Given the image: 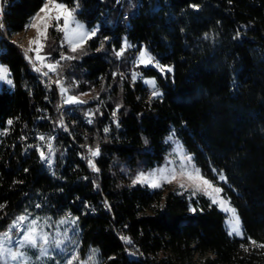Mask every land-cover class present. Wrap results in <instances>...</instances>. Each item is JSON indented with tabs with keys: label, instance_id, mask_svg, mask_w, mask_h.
Wrapping results in <instances>:
<instances>
[{
	"label": "trees",
	"instance_id": "obj_1",
	"mask_svg": "<svg viewBox=\"0 0 264 264\" xmlns=\"http://www.w3.org/2000/svg\"><path fill=\"white\" fill-rule=\"evenodd\" d=\"M44 2L3 0L7 34L23 31ZM57 2L78 4L75 16L98 26L55 69L71 94L91 97L61 118L69 132L56 131L53 163H42L36 146L47 154L56 92L2 28L0 64L13 84L0 87V232L25 209L70 214L83 250H99L98 264H196L203 256L202 264H264L257 246L264 244V0H125L122 11L114 0ZM125 40L129 47L117 58ZM141 48L156 63L136 66L142 79L133 81L128 71ZM144 77L157 79L160 97L147 95ZM117 106L118 126L108 120ZM172 132L204 178L226 177L222 189L239 216L240 237L228 234L224 214L203 196L132 184L139 171L163 162ZM82 147L99 148L95 178ZM94 179L101 180L97 192Z\"/></svg>",
	"mask_w": 264,
	"mask_h": 264
},
{
	"label": "snow or ice",
	"instance_id": "obj_2",
	"mask_svg": "<svg viewBox=\"0 0 264 264\" xmlns=\"http://www.w3.org/2000/svg\"><path fill=\"white\" fill-rule=\"evenodd\" d=\"M51 5V7H50ZM78 8V4L76 7L69 9L65 4L62 2H57V0H46V3L40 8L39 12L45 13L43 17L37 13L36 17L33 19H39L41 23H43L44 31H41V28L36 24H30L29 26L36 27L37 29V37L34 40L30 41V44L38 45V47L35 49L37 53V59L43 61L45 58L39 56V51L42 45L39 44L41 36H45L47 28L49 27V24L47 21L50 19H54L56 21V24L53 25L57 31H61L65 33V39L68 40V42L72 45L71 51L75 52L77 50V47L80 43H82L86 38H91L96 35L97 29L87 30L85 29L84 25L80 24L79 22L75 21L74 19V13ZM55 12V16H51V12ZM63 20V26H60V20ZM73 23L75 25L74 29L69 30V24ZM0 28H3V24L0 23ZM83 30V31H81ZM127 47L129 45L127 44V41L125 40L124 44L122 45L121 49L115 52V55L117 58H120L124 52L127 50ZM32 49L25 51V58L29 59L30 62L31 58L28 56V51H31ZM61 59H74V57L65 56L61 54ZM153 62V58L147 53L146 50L139 51V57H138V64H142L147 66L148 64H151ZM59 64V61H56L55 63L47 64L46 67L50 71H55ZM34 70L39 72L40 68L35 67V64L33 65ZM159 67V65H157ZM164 69H161L163 71ZM167 71L171 72L172 69L168 68ZM45 76L48 75L47 72L43 73ZM9 73L6 68H3L0 66V81L6 80L7 84L12 85L13 81L11 79H8ZM115 75V74H114ZM137 73H132V80L135 81L138 78ZM147 84H150L152 86L151 91V98H157L161 96V93L158 89L155 87V81L154 80H148L145 81ZM57 84H60L59 81L56 82ZM60 92L62 96L67 94L68 89L64 88L62 85L60 86ZM65 104L69 105H75V104H82L86 103L85 101L79 100L75 95H67L66 99H64ZM119 110V106H117V111ZM89 116L95 115V113H89ZM113 117L116 116V111L112 113ZM91 123V119L88 121ZM117 123V121H113ZM9 125H11L13 122L9 120L7 122ZM60 126L63 127V120L60 121ZM105 132H108L109 129L105 128ZM174 135V133H173ZM172 136H169L168 139L172 140ZM39 140L44 141L46 137L43 135L38 137ZM49 141L54 139V137H48ZM29 147H32V145H29ZM36 150L39 152L41 161L45 162L49 167H51L53 161L51 157L52 153V145L51 143L48 144V150L49 154H45V152L39 147L36 146ZM89 152H91L92 156L99 155V148L97 147L96 150L89 149ZM190 156H185L184 160L187 162H191ZM89 166L93 168L94 171H98V169L95 168V164L92 160L88 161ZM163 172V169L160 170ZM195 176L198 178L202 185L205 186L206 189H211L212 191L216 193L222 192V189L215 187L209 180L205 179L201 174L199 169H194ZM213 171H216L213 169ZM156 173H150L145 174L143 172L137 174L135 179H133V184L136 183H148L151 187L156 188L159 187L160 184L157 183L155 179ZM172 178H175V175L173 174ZM188 178L191 180L193 179L192 173L188 174ZM220 180H226V177L222 173L219 174ZM168 182H171L169 180ZM181 187H184L183 184L180 185ZM200 184L196 185V189H200ZM193 195H195V192H193ZM106 203V202H105ZM213 203H216V200H213ZM224 201H221V204L223 205ZM3 206L0 205V208ZM37 208L40 207L39 204L36 205ZM232 216L228 220V228L229 232L228 234L231 235H242V230L240 226V219L239 216L236 214L235 209H228ZM50 218H44L43 224L40 223L41 218L40 217H31L30 213L25 212V214L19 215L15 217L11 224L8 226L7 230L4 232H0V264H30L31 258L26 255L22 249L29 248V249H36L38 251V255L35 257L36 261H40L41 264H44V258H54L53 253L61 252V253H68V256L64 262V264H74V262L79 261L80 257L78 255V252L76 251V248L73 247L76 244V241L73 237H70L68 235V230L65 229V231L61 234L57 232V234L54 236L52 233L47 232L44 230V226L47 225L49 228L51 227V224H49ZM78 218H72L71 216L66 217L64 219H61L58 221L60 225L64 224H71L76 225ZM123 240H125L126 243H131L129 238L127 237H121ZM250 243L256 245V241H252L251 238H249ZM258 247H264V244L257 245ZM98 250H92L91 255L88 258V261H81V264H96L94 257L96 256Z\"/></svg>",
	"mask_w": 264,
	"mask_h": 264
},
{
	"label": "rangeland",
	"instance_id": "obj_3",
	"mask_svg": "<svg viewBox=\"0 0 264 264\" xmlns=\"http://www.w3.org/2000/svg\"><path fill=\"white\" fill-rule=\"evenodd\" d=\"M45 3H46V0H45L44 4ZM50 7H51V5H50ZM0 10L2 11L1 0H0ZM37 13H39V15L41 17H43L45 15V13H42V12H37ZM37 13L30 19L28 25L26 26V28L23 31L16 33V34H7V31H6V33H4V36L7 34V37H5L6 42L16 45L23 52L24 56H25L26 50L32 49L31 51H28V56L31 58V61L34 62V64H36L38 67L47 68L46 67L47 64L55 63L56 61H61V60H63V61L68 60V59H61V54L65 55V56L72 57V54L74 53L73 51H71L72 45L68 42V40L65 39V33L64 32L57 31L55 29V27L53 25L56 24V21L54 19H50L49 21H47V23L49 24V27L47 28L45 36H41L40 42H39V44L42 45V47L40 48V51H39V56L44 57L45 59L43 61L37 59V53H36L35 49L38 47V45L30 44V41L34 40L37 37V29H36V27L29 26L30 24H36L41 28L42 32L44 31L43 23H41V21L39 19H36V20L33 19L34 17H36ZM55 14L56 13L54 11L50 13V15L53 17L55 16ZM73 15H74L75 21L84 25L85 29L89 30L86 23L80 21L75 16V14H73ZM59 23H60V26L62 27L63 26V20L61 19ZM74 28H75V25L73 23H70L69 24V30L74 29ZM81 31H83V30H81ZM88 39H90V38H86L82 43H80L79 46L77 47V50L81 49L82 46L85 44V42ZM65 49L67 50V52L63 51ZM141 50H144V48H141L139 51H141ZM139 51L137 52L138 57H139ZM27 60H29V59H27ZM130 65L136 66V59H133L132 64H130ZM140 65H142V64H138L137 66H140ZM152 66H153L152 64H148L147 66L142 65L143 68H148V67H152ZM51 72L53 74H56L57 76H59L55 71H51ZM130 77H131V75H130ZM148 80H154L155 81V87H156V89H158L159 86H158V82H157L156 78H153V77H144L143 78V84L149 86V88L152 90V86L145 82ZM1 85H2V81H0V87H1ZM69 86L70 85H68V82L66 80L65 84L63 86L64 88L68 89L67 94L64 95L65 99H66L67 95H75L81 101L87 100L91 97L90 92H84V93L76 92V93L71 94L70 90H72V87L71 86L69 87ZM73 86H75V85H73ZM10 87H12V85H10ZM149 88H147V91H146L147 95H151V92L148 91ZM93 90H94V92H97L96 89H93ZM160 92H161V90H160ZM93 99H95V98H93ZM67 105H69V104H67ZM75 105H77V104H75ZM75 105H69V106H75ZM169 136L173 137L172 140L168 139ZM165 145H166V153H165V157H164L163 162L161 164L155 166L152 169L141 170L137 173V174H139V173L143 172L146 175L150 174V173H156L155 179H156L157 183L160 184V186L153 188L148 183H136V184H139L142 187H147L150 190L162 189V190H164V192H167L170 190L171 191L190 190L192 192H195L196 195L203 196L211 205L215 206L219 211H221L224 214V216H225V227H226L227 232H229L227 222L230 219V217L232 216V213L228 209H230V208L234 209V207L231 205L229 199L223 193L221 183H223L224 180H220L219 175H217L216 181L207 179L215 187L222 189V192L216 193V192L212 191L211 189H206L205 186L202 185L201 181L198 178H196V176H195L194 169H198V168L194 165L193 160L191 159L190 163L184 160L185 156L191 157V155L185 150L180 139L176 135H173V132L169 133L166 136ZM161 169H163V172L160 171ZM189 173H192V175H193V179H191V180L188 178ZM173 174L175 175L174 179L172 178ZM169 180H171V182H168ZM132 184H133V182H132ZM181 184H183L184 187H181L180 186ZM197 184L201 185L199 190L196 189ZM112 186H113V183L111 182L110 188ZM214 199L216 200V203H213ZM221 201H224L223 205L221 204ZM113 210L118 212L119 208L117 206H115L113 208ZM25 212L30 213L31 217H33V218L34 217H40L41 218V221H40L41 224H43L44 218H50L49 224H51V227L49 228L47 225H45L44 230L52 233V235H54V236L57 234V232L62 234L65 231V229L68 230V235L70 237H73L76 241V244L73 247L76 248V251L78 252V255L80 257V260L74 262V264H81V261H88V258L92 253V250H94V249L98 250L96 247H88L85 250H83V245L81 243V239H80V235H79V229H78L77 225H74V226L71 224L60 225L58 223L59 220L64 219L66 217H69L70 215H67L65 217H54L52 215H39L36 213H32L28 209H25V210L15 214L12 217V219L10 220V222L8 223V225L5 227V229H3L1 232H4L7 230L8 226L11 224L12 220L15 217L22 215V214H25ZM236 214H237V212H236ZM240 226H241V223H240ZM233 236L240 237L241 235H235L234 234ZM22 251H24L26 253V255L31 258L30 264H41L40 261H36V259H35V257L38 255V251L36 249L25 248V249H22ZM67 256H68V253H61V252L53 253L54 258H44V264H64ZM94 260H95L96 264H98L99 250L97 251L96 256L94 257ZM204 260H206V256L196 257L195 263L196 264H202L204 262Z\"/></svg>",
	"mask_w": 264,
	"mask_h": 264
},
{
	"label": "built area",
	"instance_id": "obj_4",
	"mask_svg": "<svg viewBox=\"0 0 264 264\" xmlns=\"http://www.w3.org/2000/svg\"><path fill=\"white\" fill-rule=\"evenodd\" d=\"M120 2H125V0H114L115 7H118L120 5ZM4 7H5V4L3 3V0H1V9H3ZM126 16L127 15H124L123 16V19H125ZM0 23H1V10H0ZM92 29H97L96 34L98 33V30L99 29H98L97 26H93L91 28V30ZM0 31L2 32V28H0ZM3 38L5 40V36L4 35H3ZM120 49H118V50H120ZM133 59H136V66H137L138 65V55H137V53H136V55H134ZM153 63H156V61H154V59H153ZM31 64L33 66L34 65V62H31ZM136 66H131L129 68L128 75H132V73H135L134 68ZM35 67L40 68V71L38 73L42 76L43 80H45V83H47L48 85H50L55 90V92H56V97H57V106H56V112H55V114H56V125H55V127L51 128L50 135H49V137H54V139H55V137H56V131H63V133H66L67 134V126L61 127L60 126V121H61V118H65V117L74 115L75 112H76V107L75 106H69L67 104L65 105V103H64V99L65 98L62 97V94L60 92V86L61 85L64 86L65 81H66L63 77H60V76H57L56 74H53L49 69H47L45 67H38L36 64H35ZM45 72L48 73L47 76H45L43 74ZM137 79H138V81H139V79H142L141 75H138V78ZM57 81H59L60 84H57L56 83ZM148 91L151 92L152 90L148 89ZM98 108H100V99L97 100L95 106L93 107L94 110H97ZM114 111H116V116L115 117H113V115H112V113ZM116 117H117V110L114 108L109 113V119H108L109 122L110 123H114L113 121L114 120L116 121ZM89 119H91V118H87L86 121L88 122ZM54 139H52L50 141L47 139V146H48L49 143H51V145L53 147ZM89 149L96 150V148H89V147L83 148L82 147V154L84 156V163H85V165L87 166L89 172L92 174V177L95 178V171L93 170L92 167L89 166L88 161L89 160H92L94 162V164H95L96 156H92L91 155V152H89ZM47 154H49V150H48ZM50 155H51V157L53 159V149H52V153ZM42 163H45V162L42 161ZM100 186H101V180H95L94 183L92 184V190L94 192H97V191L100 190ZM67 215H70V214H67ZM128 255H135V256H137L136 253H135V251H130L128 253Z\"/></svg>",
	"mask_w": 264,
	"mask_h": 264
},
{
	"label": "bare ground",
	"instance_id": "obj_5",
	"mask_svg": "<svg viewBox=\"0 0 264 264\" xmlns=\"http://www.w3.org/2000/svg\"><path fill=\"white\" fill-rule=\"evenodd\" d=\"M124 2H120V5L117 7L120 11H122L123 10V7H124ZM3 17H4V8L2 9V11H1V21L3 20ZM129 28V27H128ZM3 32L4 33H6V27L4 26L3 27ZM5 37H7V34L5 35ZM140 80V79H139ZM135 81H138V79H136ZM69 85V84H68ZM70 87V86H69ZM68 87V88H69ZM63 98H65V96H62ZM100 99V105H102L103 104V99L102 98H99ZM92 111V110H91ZM68 128H67V134H68ZM89 213H91V212H89ZM133 257H135V255H132Z\"/></svg>",
	"mask_w": 264,
	"mask_h": 264
},
{
	"label": "crops",
	"instance_id": "obj_6",
	"mask_svg": "<svg viewBox=\"0 0 264 264\" xmlns=\"http://www.w3.org/2000/svg\"><path fill=\"white\" fill-rule=\"evenodd\" d=\"M38 12H39V11H38ZM0 66H2L3 68L8 69L7 66H5V65H3V64H0ZM8 73H9V75H8L7 78L10 79V72H9V69H8ZM2 85H6V86L10 87V85L7 84L6 80L2 81Z\"/></svg>",
	"mask_w": 264,
	"mask_h": 264
},
{
	"label": "water",
	"instance_id": "obj_7",
	"mask_svg": "<svg viewBox=\"0 0 264 264\" xmlns=\"http://www.w3.org/2000/svg\"><path fill=\"white\" fill-rule=\"evenodd\" d=\"M158 74L161 76V78L162 79H165V74H164V72H162V71H158Z\"/></svg>",
	"mask_w": 264,
	"mask_h": 264
}]
</instances>
